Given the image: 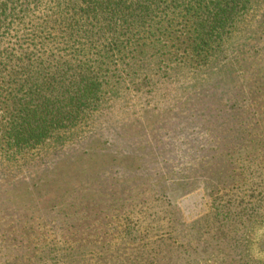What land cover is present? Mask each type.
<instances>
[{"label": "rangeland", "instance_id": "1", "mask_svg": "<svg viewBox=\"0 0 264 264\" xmlns=\"http://www.w3.org/2000/svg\"><path fill=\"white\" fill-rule=\"evenodd\" d=\"M178 48L177 61L158 42L113 58L96 109L70 140L14 165L0 161L6 242L18 220L39 228L45 245L78 221L106 238L108 252L89 264H264V201L241 196L249 182L264 183V0L216 62L195 63ZM226 187L241 202L221 200L229 220L211 207ZM34 253L0 264L80 259L54 247Z\"/></svg>", "mask_w": 264, "mask_h": 264}, {"label": "trees", "instance_id": "2", "mask_svg": "<svg viewBox=\"0 0 264 264\" xmlns=\"http://www.w3.org/2000/svg\"><path fill=\"white\" fill-rule=\"evenodd\" d=\"M257 2L0 0V161L14 165L30 153L64 145L96 109L110 61L140 54L137 48L147 42H158L170 61L178 60V47L184 46L189 60L216 62ZM239 181L245 184L244 177ZM250 183L241 196L248 203L264 201V183L262 189ZM220 191L219 198H212V212L229 220L232 210L227 202H220L235 201L240 207V193L235 187ZM20 222H13L17 228L10 242L0 235V260L30 261L37 255L34 252L54 247L63 258L79 257L74 264H89L95 251L98 257L108 252L102 250L106 238L91 236L90 226L78 221L67 223L62 240L53 239L47 245L38 242L44 237L39 228ZM28 244L36 245L34 252L21 253Z\"/></svg>", "mask_w": 264, "mask_h": 264}]
</instances>
